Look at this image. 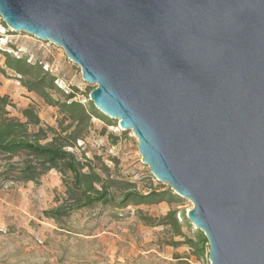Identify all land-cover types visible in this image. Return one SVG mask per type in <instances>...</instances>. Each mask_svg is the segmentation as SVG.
<instances>
[{
  "label": "water",
  "instance_id": "1",
  "mask_svg": "<svg viewBox=\"0 0 264 264\" xmlns=\"http://www.w3.org/2000/svg\"><path fill=\"white\" fill-rule=\"evenodd\" d=\"M193 204L210 264H264V0H0Z\"/></svg>",
  "mask_w": 264,
  "mask_h": 264
},
{
  "label": "rangeland",
  "instance_id": "2",
  "mask_svg": "<svg viewBox=\"0 0 264 264\" xmlns=\"http://www.w3.org/2000/svg\"><path fill=\"white\" fill-rule=\"evenodd\" d=\"M3 51L41 64L55 78L56 86L66 93L75 92V100L84 105L92 103L89 97L96 87L84 82L81 69L63 49L11 31L0 17V97H9L14 105L7 107L10 116L21 118V110L32 107L44 124L55 126L58 110L23 87L6 68ZM98 113L100 117L93 119L76 154L99 158L113 176L134 183L141 193L170 188L142 163L134 133L123 131L117 120ZM63 192L61 176L55 171L37 185L7 184L0 189V264H210L209 245L202 244V232L187 219L193 209L188 200L130 203L124 209L97 205L73 212L59 226L43 212L57 207ZM171 211L176 212L179 229L163 223Z\"/></svg>",
  "mask_w": 264,
  "mask_h": 264
},
{
  "label": "trees",
  "instance_id": "3",
  "mask_svg": "<svg viewBox=\"0 0 264 264\" xmlns=\"http://www.w3.org/2000/svg\"><path fill=\"white\" fill-rule=\"evenodd\" d=\"M3 55L6 68L29 93L56 108L58 117L55 126L44 124L32 107L21 110V118L10 116L7 107L14 105L9 97H0V189L7 184L37 185L50 172L59 173L64 192L57 207L43 212L59 226L73 212L97 205L124 209L130 203L139 206L178 201L170 188L141 193L134 183L113 176L99 158L90 159L83 153L78 156L75 150L81 141H86L93 119L100 117L94 105H84L75 100V92L66 93L56 86L55 78L41 64L6 51ZM164 222L180 227L174 211L163 218ZM199 238L208 245L204 234L199 233Z\"/></svg>",
  "mask_w": 264,
  "mask_h": 264
},
{
  "label": "built area",
  "instance_id": "4",
  "mask_svg": "<svg viewBox=\"0 0 264 264\" xmlns=\"http://www.w3.org/2000/svg\"><path fill=\"white\" fill-rule=\"evenodd\" d=\"M17 85H20V82H17Z\"/></svg>",
  "mask_w": 264,
  "mask_h": 264
}]
</instances>
